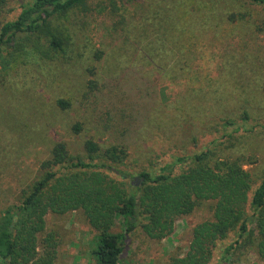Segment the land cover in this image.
<instances>
[{"label":"rangeland","instance_id":"obj_1","mask_svg":"<svg viewBox=\"0 0 264 264\" xmlns=\"http://www.w3.org/2000/svg\"><path fill=\"white\" fill-rule=\"evenodd\" d=\"M31 2L6 0L0 26ZM237 12L248 16L228 20ZM49 29L62 37V52L49 48L45 31L9 42L0 57V213L40 176V163L57 142L78 156L87 139L101 150L123 146V162L106 173L126 176L134 187L140 171L158 173L176 156L209 146L237 158L250 174V191L256 187L264 175V5L85 0L54 16ZM212 204L178 217L160 240L138 227L117 264H168L183 256L193 227L212 219ZM45 230L59 235L56 264H98L95 231L81 210L47 213ZM118 230L116 220L111 231ZM236 238L230 232L219 240L211 263ZM236 249L234 264H264L249 246Z\"/></svg>","mask_w":264,"mask_h":264},{"label":"trees","instance_id":"obj_2","mask_svg":"<svg viewBox=\"0 0 264 264\" xmlns=\"http://www.w3.org/2000/svg\"><path fill=\"white\" fill-rule=\"evenodd\" d=\"M84 1L32 0L14 20L1 24L0 57L9 42L16 44L46 32L49 48L62 52V37L49 29V21ZM238 1L264 5V0ZM5 2L0 0V7ZM247 16L237 12L227 18L242 21ZM57 104L67 106L62 99ZM72 128L81 129L79 124ZM83 147L85 155L78 156L69 154L64 142L55 143L50 156L40 163V176L22 192L17 204L0 213V264H56L60 239L55 231L45 230L49 212L81 210L95 231L92 255L97 263L117 264L128 235L138 227L147 237L160 240L172 232L178 217L207 201L213 202L212 219L193 227L186 253L171 256L168 264H234L236 247L248 246L264 258V175L250 191V174L237 158L208 146L200 153L176 156L158 173L140 171L141 182L134 187L126 176L115 179L106 173L123 162V146L101 150L95 141L87 139ZM176 166L180 172L175 173ZM116 220L119 230L112 232ZM230 232H236L237 238L227 245L221 259L211 263L217 242Z\"/></svg>","mask_w":264,"mask_h":264},{"label":"water","instance_id":"obj_3","mask_svg":"<svg viewBox=\"0 0 264 264\" xmlns=\"http://www.w3.org/2000/svg\"><path fill=\"white\" fill-rule=\"evenodd\" d=\"M137 180H138V179H137V177H135V178H134V183H136V184H137V183H138V181H137Z\"/></svg>","mask_w":264,"mask_h":264}]
</instances>
